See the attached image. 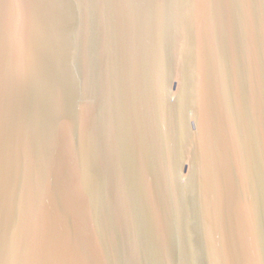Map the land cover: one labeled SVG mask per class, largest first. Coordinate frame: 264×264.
<instances>
[{"label": "water", "instance_id": "water-1", "mask_svg": "<svg viewBox=\"0 0 264 264\" xmlns=\"http://www.w3.org/2000/svg\"><path fill=\"white\" fill-rule=\"evenodd\" d=\"M3 264H264V0H0Z\"/></svg>", "mask_w": 264, "mask_h": 264}, {"label": "snow or ice", "instance_id": "snow-or-ice-1", "mask_svg": "<svg viewBox=\"0 0 264 264\" xmlns=\"http://www.w3.org/2000/svg\"><path fill=\"white\" fill-rule=\"evenodd\" d=\"M0 264H3L2 260H0Z\"/></svg>", "mask_w": 264, "mask_h": 264}]
</instances>
